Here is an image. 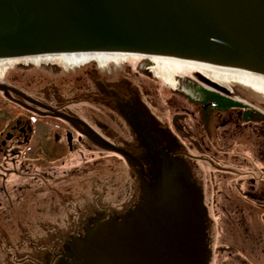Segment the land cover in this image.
I'll use <instances>...</instances> for the list:
<instances>
[{
  "label": "flooded vegetation",
  "instance_id": "af4514ba",
  "mask_svg": "<svg viewBox=\"0 0 264 264\" xmlns=\"http://www.w3.org/2000/svg\"><path fill=\"white\" fill-rule=\"evenodd\" d=\"M154 68L103 72L91 65L44 77H34L32 68L0 69V264L82 262L76 248L90 230L131 219L147 191L159 190L163 164L168 172H179L182 162L216 169L225 184L236 185H224L221 195L264 203V92L197 72L169 87L171 101L164 103L163 82L174 86L176 77L169 84ZM68 154L80 164L67 166ZM131 200H140L132 211ZM79 201L91 207L70 208ZM202 227L209 264L210 233ZM66 231L78 234L73 251L39 246L36 254V232ZM68 239L56 237L65 245ZM249 248L257 254L260 240L251 238ZM19 255L24 259L16 261Z\"/></svg>",
  "mask_w": 264,
  "mask_h": 264
},
{
  "label": "water",
  "instance_id": "95a60500",
  "mask_svg": "<svg viewBox=\"0 0 264 264\" xmlns=\"http://www.w3.org/2000/svg\"><path fill=\"white\" fill-rule=\"evenodd\" d=\"M169 56L264 75V0H0V59L67 53ZM162 166L120 225L90 230L77 264H207L181 171Z\"/></svg>",
  "mask_w": 264,
  "mask_h": 264
},
{
  "label": "rangeland",
  "instance_id": "374dc122",
  "mask_svg": "<svg viewBox=\"0 0 264 264\" xmlns=\"http://www.w3.org/2000/svg\"><path fill=\"white\" fill-rule=\"evenodd\" d=\"M98 53H91L90 58L86 59L81 62H73L72 64H67V62L64 61V59L60 56L58 58H47V59H41L38 57H34L32 59V62L39 65H35L32 63H25L26 60L20 59L15 64V67L20 68H32L31 73L32 75H35L34 77H44L45 75H51V73L54 72V70H63L66 69H73L75 67H87L91 65L98 66V68L101 71L114 69L117 67L125 66V68H131L133 70L140 69V67H146L147 65H151V67H155L154 70L158 73V64L155 63L150 57H142L138 55L133 54H123V53H104L105 55H102L101 57H107L108 59L111 57V59L104 61L102 63L100 59L96 56ZM107 55V56H106ZM110 56V57H109ZM127 56V57H126ZM53 57V56H52ZM126 60V61H125ZM43 63V64H42ZM46 63V64H45ZM85 66V67H84ZM173 71V80H166L165 82L169 84H174V77H176L175 85L171 86L168 84H165L163 82L162 90L165 92L163 94V101L164 103L171 101L168 97L169 94H167L171 90L169 87H176L178 86V82L184 83V81L187 78V76L191 75L192 73H202L199 69L196 68H188L185 66H181L180 68L172 65L171 67ZM2 73V71L0 70ZM159 74V73H158ZM178 75V76H176ZM161 76V75H160ZM56 78V76L54 77ZM43 79V78H39ZM161 80V79H160ZM162 81V80H161ZM39 82L35 81V83ZM235 82V81H230ZM229 82V83H230ZM181 83V84H182ZM237 84V82L232 83ZM245 87V86H244ZM250 87V86H249ZM64 89V88H63ZM248 89V88H246ZM194 95V93H191ZM100 156L107 155L106 152H100ZM68 162L67 166H74L76 164H80L79 157H75L73 154H68V158L66 159ZM184 161V160H183ZM117 169L121 171L123 175H126L125 172L127 171L126 164L117 159ZM101 163V162H100ZM99 163V164H100ZM196 162H191L189 165H186L184 162H182L179 167L181 174L184 176V184H186V187L190 191V195L192 199L194 200L197 212L199 213V216L201 217V220L206 227V230H208L209 234V252H210V259L209 264H261L264 261V255L261 254L264 250V203L262 202H256L249 200H231L227 199L225 195H221L220 192L225 191L224 185L229 184V187H235L236 185L229 182L225 184L224 181H222L219 178L220 173L216 171V169H209L205 166L203 167H194ZM98 171L100 174L104 175L109 172H107V164L103 163L98 165ZM106 175V176H107ZM212 176V177H211ZM69 177V176H68ZM117 180V178H116ZM211 180V181H210ZM115 183H118L116 181ZM120 187L123 186L122 182L118 183ZM118 188V187H117ZM235 190V189H234ZM69 201V200H67ZM140 200L133 202L131 200L130 202V211L133 210V207L137 203H139ZM69 205V203L67 202ZM101 205L107 208H110L111 211L116 210L117 208H112L109 204H107L105 201H101ZM87 206H90V204H86L84 202H77L76 204L72 203L70 208L76 209L77 211H85V208ZM111 212L109 211L108 214ZM107 214V215H108ZM112 215V213L110 214ZM110 216H99V220H108ZM107 218V219H106ZM62 236L68 239L66 242L67 245L60 243L59 241H56L57 236ZM78 234L75 235V232H69L66 231L64 233L56 232V233H49L46 234V232L35 233V251L37 254V251L39 250V246H45V249L54 250H62V251H70L74 250L73 242L75 238H78ZM257 238L260 240L261 248L258 249L257 254H254L252 250L249 248L251 246V238ZM65 242V243H66ZM55 244H57V247H54ZM54 247V248H53ZM241 250H244L243 252H240ZM31 248L29 249L30 255H32ZM264 253V252H263ZM34 255V254H33ZM43 256L46 258L43 259L45 263H49L51 261V256L45 252L43 253ZM37 257V255L35 256ZM35 257H30L31 259L35 260ZM42 257V256H41ZM24 257L19 255L18 258H16V261L23 260ZM11 264H16L14 261L11 262ZM32 264V263H29ZM35 264H38L37 262ZM43 264V263H42Z\"/></svg>",
  "mask_w": 264,
  "mask_h": 264
},
{
  "label": "bare ground",
  "instance_id": "6f19581e",
  "mask_svg": "<svg viewBox=\"0 0 264 264\" xmlns=\"http://www.w3.org/2000/svg\"><path fill=\"white\" fill-rule=\"evenodd\" d=\"M97 53L98 54L96 56L100 59L102 63H104V61L111 59L110 56H109L110 57L109 59L107 57H101L102 55H105L104 53H108V52H97ZM90 54L91 53L80 52V53H67V54H56V55H42V56H35V57H38L41 59L43 58L47 59V58H58L61 56L64 59V61L67 62V64L68 63L72 64L73 62H81L86 59H89L91 57ZM138 56H142V55H138ZM146 57H150L155 63L158 64V73L159 75H161V77H163L166 80H170V81L173 80V71L171 69L172 65L178 68H180L181 66H185V67L192 68V69L193 68L199 69L200 71L204 73L205 76H208L211 79L219 81L220 83L225 84V85H227L230 81H235L239 84L250 85L257 90L264 92V75L260 73H255V72H251V71L239 69V68H230V67L203 63L199 61L187 60V59L178 58V57L157 56V55L146 56ZM33 58L34 57H26L22 59L26 60L25 63L35 64L32 62ZM19 60H20L19 58L0 59V69L5 71L6 69H9L15 66V64Z\"/></svg>",
  "mask_w": 264,
  "mask_h": 264
}]
</instances>
